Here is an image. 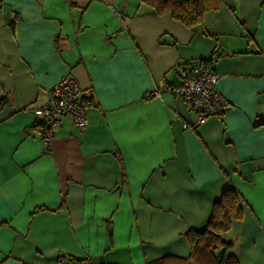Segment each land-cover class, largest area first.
Listing matches in <instances>:
<instances>
[{
    "label": "crops",
    "instance_id": "0c3cea01",
    "mask_svg": "<svg viewBox=\"0 0 264 264\" xmlns=\"http://www.w3.org/2000/svg\"><path fill=\"white\" fill-rule=\"evenodd\" d=\"M206 62L228 107L199 124L165 88ZM68 75L86 127L61 117L46 152L34 111ZM1 102L0 264L188 260L230 188L243 217L222 238L264 264V0L193 29L139 0H0Z\"/></svg>",
    "mask_w": 264,
    "mask_h": 264
},
{
    "label": "built area",
    "instance_id": "2783aa9c",
    "mask_svg": "<svg viewBox=\"0 0 264 264\" xmlns=\"http://www.w3.org/2000/svg\"><path fill=\"white\" fill-rule=\"evenodd\" d=\"M177 74L180 85L167 86L165 91L177 98H181L187 109L197 115V122L203 124L210 115H221L228 107L227 102L217 91L218 77L214 73L211 63L197 65H182ZM158 89L146 93V99L160 97ZM48 103L34 111V115L45 122L41 133L46 152H50L53 137L52 128L59 124L60 118L70 116L74 126L83 130L86 127L87 104L82 100V92L76 81L66 76L47 92ZM57 264H95L91 259L76 262L60 257Z\"/></svg>",
    "mask_w": 264,
    "mask_h": 264
},
{
    "label": "trees",
    "instance_id": "16d2710c",
    "mask_svg": "<svg viewBox=\"0 0 264 264\" xmlns=\"http://www.w3.org/2000/svg\"><path fill=\"white\" fill-rule=\"evenodd\" d=\"M159 15L170 17L184 27L193 29L202 24L208 11L217 10L220 0H139ZM87 104V102H86ZM2 102L0 106H2ZM45 122L39 121L40 132L45 128ZM243 211L240 198L233 189L225 190L220 199L214 203L212 212L204 227L190 231L187 239L190 245V255L187 259L166 257L150 264H240L229 251L231 244L224 241L222 235L228 232L233 223L241 220Z\"/></svg>",
    "mask_w": 264,
    "mask_h": 264
},
{
    "label": "rangeland",
    "instance_id": "374dc122",
    "mask_svg": "<svg viewBox=\"0 0 264 264\" xmlns=\"http://www.w3.org/2000/svg\"><path fill=\"white\" fill-rule=\"evenodd\" d=\"M198 63H196L195 65H197ZM48 100V99H47Z\"/></svg>",
    "mask_w": 264,
    "mask_h": 264
}]
</instances>
